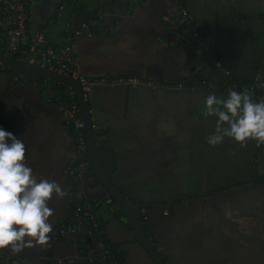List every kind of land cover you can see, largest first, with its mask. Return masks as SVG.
<instances>
[{"label":"crops","instance_id":"obj_1","mask_svg":"<svg viewBox=\"0 0 264 264\" xmlns=\"http://www.w3.org/2000/svg\"><path fill=\"white\" fill-rule=\"evenodd\" d=\"M30 2L32 31L51 46L73 33L80 75L100 80L89 101L98 143L115 152L114 185L140 204L169 206L140 212L165 264H264V146L242 148L229 137L209 145L218 118L204 115L208 94L227 97L218 86L229 78H264V0H183L201 40L182 45L168 0H111L100 29H112L98 38L77 34L95 17L98 0ZM39 85L0 74V127L23 141L38 180L58 182L66 196L49 202L50 246L15 255L0 249V264H70L96 254L86 233L53 237L82 196L97 203L106 194L88 173L82 193L65 176L73 137L45 101L54 92L43 96ZM98 213L122 264H154L123 212L101 205Z\"/></svg>","mask_w":264,"mask_h":264},{"label":"built area","instance_id":"obj_2","mask_svg":"<svg viewBox=\"0 0 264 264\" xmlns=\"http://www.w3.org/2000/svg\"><path fill=\"white\" fill-rule=\"evenodd\" d=\"M111 0H98V11L93 19L82 23L80 36L87 38H98L100 35H106L112 28L106 32L100 29L102 20ZM147 0H139V4ZM175 9L176 15L173 23L178 32V41L176 44H185L196 40L199 37L193 16L188 12L183 0H168ZM136 6L130 8L133 11ZM30 0H0V33H3L6 39L4 55L22 60L24 62L40 66L51 72L70 76L81 82L83 96L89 100L93 87L100 83L98 79L87 80L83 78L77 67L75 57V43L73 33L67 34L65 42L61 46H51L45 44L42 32H33L30 24ZM6 70L0 62V74ZM228 74V73H227ZM44 82V81H43ZM36 84L35 81H33ZM42 95L48 88L45 82L42 85ZM218 89L227 94L229 89L243 91L250 89L254 92L253 99L259 102L264 98V78L255 76L253 80L243 82L229 78L218 86ZM49 104L55 105L64 119V125L69 130L74 141V157L68 161L65 168V176L76 184V191L83 192V179L86 171L89 169L86 151V138L84 125L80 117L79 106L74 94L69 89L65 97L53 94L45 98ZM95 131L96 126L93 124ZM264 145L259 146V148ZM90 177V176H89ZM107 206L109 211H115V204L111 195H106L101 201L92 203L85 196L82 201L74 204L72 211L65 216L53 232L54 239L72 238L77 240L82 234H87L96 246V254H89L84 259L67 260L66 263H85V264H122L116 251V247L110 242L107 232L101 222L98 208ZM60 263H64L60 261Z\"/></svg>","mask_w":264,"mask_h":264},{"label":"clouds","instance_id":"obj_3","mask_svg":"<svg viewBox=\"0 0 264 264\" xmlns=\"http://www.w3.org/2000/svg\"><path fill=\"white\" fill-rule=\"evenodd\" d=\"M253 96L250 89H229L226 98L207 95L204 115L218 118L216 134L206 137L209 145H219L225 137L242 148L249 141L264 145V98L256 102ZM25 159L23 141L0 127V249L14 255L25 248L50 246L53 225L49 218L54 210L49 202L54 196H66L58 182L38 180Z\"/></svg>","mask_w":264,"mask_h":264},{"label":"water","instance_id":"obj_4","mask_svg":"<svg viewBox=\"0 0 264 264\" xmlns=\"http://www.w3.org/2000/svg\"><path fill=\"white\" fill-rule=\"evenodd\" d=\"M196 39L201 40L200 37H197ZM0 62L4 65L6 71L10 72L13 76L21 75L26 77L28 80L35 82L50 80L72 90L79 106L80 117L84 125L86 138V151L89 169L86 171L85 177L87 176V173L89 176L92 175L99 186L105 191V194L111 195L115 199L133 229L139 244L149 255L150 260L154 264H165L160 253L153 247L145 233L143 223L140 219V212L147 208L166 210L169 206L140 204L134 199L127 198L123 192L114 185L112 176L116 173L117 169L115 152L112 149H107L98 145L95 137V131L93 129L90 101L85 99L83 96L81 82L70 76L54 73L40 66L8 57L1 51ZM215 193L216 192L214 191L209 194Z\"/></svg>","mask_w":264,"mask_h":264},{"label":"trees","instance_id":"obj_5","mask_svg":"<svg viewBox=\"0 0 264 264\" xmlns=\"http://www.w3.org/2000/svg\"><path fill=\"white\" fill-rule=\"evenodd\" d=\"M6 39L7 37L3 34V33H0V51L1 52H4V49H5V45H6ZM6 71V70H5ZM8 74H10V72L6 71ZM45 82V81H44ZM44 82H41V84H43ZM50 90L52 92H54V94H57L58 96H61V97H65L68 95V92H69V88L66 87V86H63L61 84H58V83H55V82H51V86H50ZM96 132L95 133H99L97 130H95ZM100 134V133H99ZM97 135V134H95ZM98 138V137H97ZM96 138V140H97ZM98 142V141H97ZM99 144V143H98ZM91 177L94 179V177L91 175ZM112 197V196H111ZM113 201H114V204L115 206L118 208V211L120 213H122L123 211L121 210V208L119 207V205L117 204V202L115 201V199L112 197ZM149 211H153V210H156V209H151L149 208L148 209ZM140 219L142 221V217L140 216ZM164 260V259H163Z\"/></svg>","mask_w":264,"mask_h":264},{"label":"rangeland","instance_id":"obj_6","mask_svg":"<svg viewBox=\"0 0 264 264\" xmlns=\"http://www.w3.org/2000/svg\"><path fill=\"white\" fill-rule=\"evenodd\" d=\"M145 2H147V1H145ZM145 2H144V3H145ZM51 82H52V81H50V80H45V86H46V88H50V86H51ZM39 84H40L39 87H42L43 84H41V82H39ZM47 91H48V93H49V92L52 93L51 90H47Z\"/></svg>","mask_w":264,"mask_h":264},{"label":"flooded vegetation","instance_id":"obj_7","mask_svg":"<svg viewBox=\"0 0 264 264\" xmlns=\"http://www.w3.org/2000/svg\"><path fill=\"white\" fill-rule=\"evenodd\" d=\"M95 130H97V129H95ZM95 134H97V135H95L96 138L100 135L99 133H95ZM98 145L100 146V144H98Z\"/></svg>","mask_w":264,"mask_h":264}]
</instances>
